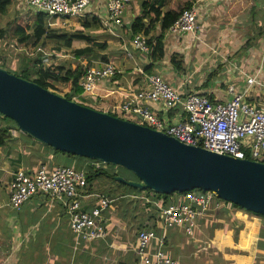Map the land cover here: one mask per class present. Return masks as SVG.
<instances>
[{"label": "crops", "instance_id": "crops-1", "mask_svg": "<svg viewBox=\"0 0 264 264\" xmlns=\"http://www.w3.org/2000/svg\"><path fill=\"white\" fill-rule=\"evenodd\" d=\"M106 3L93 0L81 23V34L107 46L93 65L110 63L119 69L98 86L96 94L86 96L93 108L111 112L113 106L133 100L135 93L147 87L146 76L152 73L161 74L182 94L196 92L221 102L231 99V84L241 91L247 87V77L256 76L263 85L250 87L247 100L264 105V0H163V15L181 7H194L197 27L177 35L169 28L163 29L161 21L151 24L149 32L141 34L152 46V53L156 41L161 40L164 55L160 59L133 47L131 24L142 12V0H134L127 7L122 27L104 24L108 16ZM10 12L12 18L16 12L28 13L25 0H13ZM144 20L149 22L148 18ZM75 39L72 45L78 48L90 45L86 39ZM39 43L34 48L41 47ZM23 46L15 49L27 48ZM143 104L162 111L157 103ZM125 114L138 122L134 113ZM12 128L8 126L7 142L0 145V264H137L138 234L143 229H154L157 237H164L161 248L180 264H264V216L220 198L188 234L182 226L164 228L159 221L160 207L182 202L184 195L165 199L149 191L116 186L118 194L111 197L103 191L107 184L100 180L99 175L104 173H99L83 191V209L97 206L99 195L114 200L115 205L111 207L110 203L103 211L108 219L106 236L90 241L72 230L68 209L59 198L37 193L20 209L12 208L9 186L18 169L34 173L42 165L53 169L70 164L81 165L76 169L89 164L112 169L56 153ZM9 147L11 151L6 152ZM159 245V240L153 239L149 250L155 252Z\"/></svg>", "mask_w": 264, "mask_h": 264}, {"label": "built area", "instance_id": "built-area-1", "mask_svg": "<svg viewBox=\"0 0 264 264\" xmlns=\"http://www.w3.org/2000/svg\"><path fill=\"white\" fill-rule=\"evenodd\" d=\"M93 0H25L28 11L35 15L43 14L46 34L59 23L70 19H85ZM134 0H107L108 16L104 24L122 27L125 25V11ZM197 27V10L187 7L169 27V31L180 35L194 31ZM133 47L147 55L152 46L141 33L133 38ZM36 51H44L37 47ZM35 49L32 50L35 52ZM130 55V54H129ZM131 56V55H130ZM119 69L110 63H98L88 67L80 80L84 94H96L98 86L113 78ZM147 87L138 91L133 100H127L113 106L111 112H132L138 116V122L155 130L174 136L181 142L201 146L207 150L264 162V105L247 100L249 88L263 85L256 76L247 77V87L237 91L231 84L228 91L231 99L214 101L200 93L182 94L161 74H147ZM80 95V94H79ZM75 95L73 98L79 97ZM153 102L160 105L157 112L143 103ZM110 112V113H111ZM103 162H95L102 165ZM88 171L76 169L70 165H58L53 169L40 166L34 173L18 169L10 182V206H21L37 193H44L63 201L70 215L72 230L85 238L94 240L107 234L108 219L103 211L109 207L111 199L99 195V203L91 210L82 206L83 191L88 187ZM182 202H169L160 207L159 221L164 228L182 226L186 233L192 234L198 220L204 217L211 206L218 201L212 191L193 190L183 194ZM153 239L159 240L155 252L149 250ZM164 237H157L154 229H143L138 234L137 264H180L168 256L161 248Z\"/></svg>", "mask_w": 264, "mask_h": 264}, {"label": "water", "instance_id": "water-1", "mask_svg": "<svg viewBox=\"0 0 264 264\" xmlns=\"http://www.w3.org/2000/svg\"><path fill=\"white\" fill-rule=\"evenodd\" d=\"M0 113L37 141L134 174L114 178L141 190L212 191L264 216V162L219 154L68 99L0 65Z\"/></svg>", "mask_w": 264, "mask_h": 264}, {"label": "trees", "instance_id": "trees-1", "mask_svg": "<svg viewBox=\"0 0 264 264\" xmlns=\"http://www.w3.org/2000/svg\"><path fill=\"white\" fill-rule=\"evenodd\" d=\"M13 0H3L0 1V14H8L9 8ZM163 0H142V12L140 15L136 16L134 21L131 24V31L133 33H147L150 30L151 24L156 21L162 22V28L168 29L176 18L179 16L182 9L190 7L185 6L178 10H171L165 12L163 15L162 12ZM148 18L149 22L146 23L144 19ZM86 24V23H85ZM10 26V36L9 39L15 41L16 47L20 48L29 46V45H37L41 39L46 34V24L44 21V15H33L31 11L26 13L25 15H20L19 12H16L13 20L11 23L8 24ZM88 26V25H87ZM54 29L50 30V33L53 34ZM4 30L0 29V40L4 37ZM34 38V42L30 44V39ZM61 38H65L68 47H72V42L75 38H83L90 44L84 48H72V52L75 55L76 59L85 58L87 60L82 62L74 63L71 66L60 65L56 63H51L45 65L43 57H28V56H21L22 62H20L18 69L15 71H11L18 76L24 77L26 79L32 80L43 86L44 88L50 89L54 91V86L56 83L64 82L67 84L69 92L64 97L73 100V96L79 95L83 93V88L80 85V80L84 77L88 67L93 65V61L98 58L100 52L106 49L105 43H96L90 36H85L84 34H80L77 36H61ZM22 52V51H20ZM153 57L155 59H160L164 55L163 44L161 40H157L155 44V48L153 51ZM1 66L5 67L4 64ZM86 100V98L84 99ZM113 115L119 116L121 112H111ZM1 114V113H0ZM133 121V120H132ZM8 126H1L0 125V145L6 144L7 136H8ZM44 144V143H43ZM46 145V144H45ZM48 147L52 148L56 153L66 154L71 157H78L84 160H90L92 162H100L96 160H92L85 157H80L76 155H72L70 153L62 152L58 149H55L49 145ZM105 164V163H104ZM112 167V169H107L105 167H98L95 168L93 165L89 164L86 166V170L88 171V180H92L95 175L99 173H104L111 177H115L117 175H122L123 170L122 167L105 164ZM74 167H81V165L74 166ZM118 168L117 170H115ZM114 169V170H113ZM129 172V170H128ZM133 174V173H132ZM134 176V174H133ZM128 179H132L129 176H126ZM135 177V176H134ZM138 189V188H136ZM194 190H202V189H194ZM145 191H152L151 189H147ZM193 191V190H191ZM190 191L185 192H178L176 191L174 194H186ZM174 194H161L156 193V195L161 196L165 199H168L170 196ZM227 204L240 207L239 205L225 201ZM167 204V203H164ZM257 214V213H256ZM261 215V214H259Z\"/></svg>", "mask_w": 264, "mask_h": 264}, {"label": "rangeland", "instance_id": "rangeland-1", "mask_svg": "<svg viewBox=\"0 0 264 264\" xmlns=\"http://www.w3.org/2000/svg\"><path fill=\"white\" fill-rule=\"evenodd\" d=\"M12 20H13L12 12H10V13L8 12V14H6V15L0 14V29H3L5 32L3 39L0 40V63L4 64L6 66V69H8L10 72L18 69L20 62H22L21 56L22 57L28 56L30 58L31 57L44 56L43 60H44L45 65H48L51 63H56V64H60V65L71 66L74 63H76V61L82 62V61L87 60L85 58L76 59L75 55L72 52V48L75 49L78 47H76V45H72V47H68L65 38H61V36H77V35L81 34L83 32L82 30H84L83 29L84 27L82 26L83 24H81L83 22V19L74 18L72 20H69L67 23H59L58 25H56V27H54L53 34L50 33V31H49L48 36L44 37L42 39V41L39 43V45H41L43 50L48 52V55H47V53H44V51H36L33 44L27 46V48H25L23 50L15 49V48H17L15 41L9 39L10 26L8 24L11 23ZM34 40L35 39L32 37L29 42H33ZM75 40L77 41V39H75ZM75 44H77V43H75ZM33 49H35V52L32 51ZM20 51H22V52H20ZM54 92H56L62 96L67 94L69 92L67 84L64 82L56 83V85L54 86ZM87 95H89V94L82 93L79 95V97H77L75 99L73 98V99L77 102H80L82 104H85L87 106L92 107L93 102L89 98H86ZM85 98H86V100H84ZM119 116L122 118H125V119H127V117H128L125 113H121V114H119ZM0 125L1 126H12V127H14L15 122L12 119L6 117L5 115L0 114ZM12 129H14V128H12ZM9 149H10V147L7 148L8 151L6 150V152L11 151ZM106 166H109V165H106ZM122 170H123V173L126 174L127 176H129L131 178H135L130 171L128 172L127 169L122 167ZM104 175H101V174L99 175V176H101L100 180L102 182H104V184H107V186L105 187V189H103V191L111 197H114L116 194H118V193H116V190L118 189L116 186H119V187L124 188L126 190L131 189L132 187H133L132 189H136V187L122 183L121 181L116 180L114 177H111L109 175H106V176H104ZM139 190H141V189H139ZM150 192L156 194V192H154V191H150ZM223 201H225V200H223ZM114 205H115V202L113 200L111 202V207H113ZM127 215H129V214L127 213Z\"/></svg>", "mask_w": 264, "mask_h": 264}]
</instances>
